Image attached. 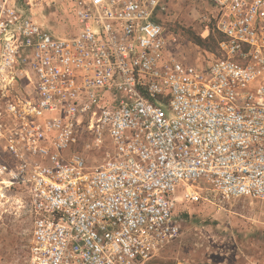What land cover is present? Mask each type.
I'll use <instances>...</instances> for the list:
<instances>
[{
    "label": "built area",
    "instance_id": "1",
    "mask_svg": "<svg viewBox=\"0 0 264 264\" xmlns=\"http://www.w3.org/2000/svg\"><path fill=\"white\" fill-rule=\"evenodd\" d=\"M170 1L71 0L59 35L0 0V203L25 195L28 264H147L181 206L264 200V0H206L202 62Z\"/></svg>",
    "mask_w": 264,
    "mask_h": 264
},
{
    "label": "rangeland",
    "instance_id": "2",
    "mask_svg": "<svg viewBox=\"0 0 264 264\" xmlns=\"http://www.w3.org/2000/svg\"><path fill=\"white\" fill-rule=\"evenodd\" d=\"M19 2L53 32H75L71 0ZM162 22L180 40L181 56L202 62L212 53L218 54V48H203L190 40L188 33L219 38L206 0H171ZM20 199L24 201L25 195L18 193L7 204L0 203V264H28L32 220ZM184 211L188 217L181 215ZM179 213L180 234L147 264H264V200L227 199L210 192L208 200L181 206Z\"/></svg>",
    "mask_w": 264,
    "mask_h": 264
},
{
    "label": "trees",
    "instance_id": "3",
    "mask_svg": "<svg viewBox=\"0 0 264 264\" xmlns=\"http://www.w3.org/2000/svg\"><path fill=\"white\" fill-rule=\"evenodd\" d=\"M19 4H20V2H19ZM188 33L190 36V40H192L194 43H196L199 46H202L203 48H206V49L219 48V42L223 39V36L220 32H219V38H217V39L213 35H211L209 37H202L201 35H198L191 30H189ZM181 215L188 217V212L184 211L181 213ZM180 232H181V230H180Z\"/></svg>",
    "mask_w": 264,
    "mask_h": 264
}]
</instances>
